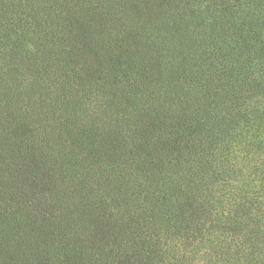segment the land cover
Returning a JSON list of instances; mask_svg holds the SVG:
<instances>
[{"label": "trees", "instance_id": "trees-1", "mask_svg": "<svg viewBox=\"0 0 264 264\" xmlns=\"http://www.w3.org/2000/svg\"><path fill=\"white\" fill-rule=\"evenodd\" d=\"M0 264H264V0H0Z\"/></svg>", "mask_w": 264, "mask_h": 264}]
</instances>
